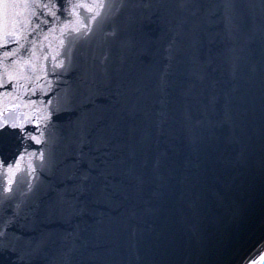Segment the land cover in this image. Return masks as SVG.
Segmentation results:
<instances>
[{"label":"water","instance_id":"1","mask_svg":"<svg viewBox=\"0 0 264 264\" xmlns=\"http://www.w3.org/2000/svg\"><path fill=\"white\" fill-rule=\"evenodd\" d=\"M35 2L0 42V131L39 140L0 135V264L258 261L264 0Z\"/></svg>","mask_w":264,"mask_h":264},{"label":"snow or ice","instance_id":"2","mask_svg":"<svg viewBox=\"0 0 264 264\" xmlns=\"http://www.w3.org/2000/svg\"><path fill=\"white\" fill-rule=\"evenodd\" d=\"M97 6L104 7V4L101 3ZM36 7H48V5L36 3L35 0H31V2L30 0H0V42H2L3 44L9 43V38L16 35V26L19 23V18L26 12L34 16L35 12L33 11V9ZM85 7H87V5L83 3H72L71 0H69L67 4L62 5V8L65 11L71 9L73 14H75L76 9ZM89 11H91V9H89ZM53 15H55V13H53ZM97 15H99V13H97ZM94 18L95 17H93V19ZM14 54L15 50L12 53H5L6 56ZM10 127L15 129L16 125L12 124L10 125ZM4 134L13 136L28 135L32 140L39 143V140L36 136L31 135V133L24 132L23 126H21L18 131H14L11 133L6 132V129L4 131H0V135ZM0 166L10 169L12 167V164L10 162L0 161ZM9 183H11V180H9ZM4 226L7 227L8 223H6ZM4 235L5 233L3 231H0V236ZM3 246L4 245L0 243V247ZM252 264H264V254H260L258 261L253 260Z\"/></svg>","mask_w":264,"mask_h":264}]
</instances>
